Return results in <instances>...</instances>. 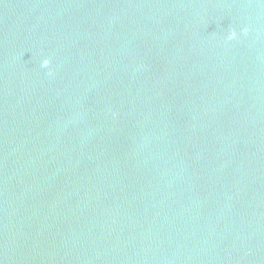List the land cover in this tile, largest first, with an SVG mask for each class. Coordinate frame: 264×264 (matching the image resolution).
<instances>
[{
    "label": "water",
    "instance_id": "obj_1",
    "mask_svg": "<svg viewBox=\"0 0 264 264\" xmlns=\"http://www.w3.org/2000/svg\"><path fill=\"white\" fill-rule=\"evenodd\" d=\"M0 264H264V0H0Z\"/></svg>",
    "mask_w": 264,
    "mask_h": 264
},
{
    "label": "clouds",
    "instance_id": "obj_2",
    "mask_svg": "<svg viewBox=\"0 0 264 264\" xmlns=\"http://www.w3.org/2000/svg\"><path fill=\"white\" fill-rule=\"evenodd\" d=\"M242 31L246 34L247 33V29H242ZM236 37V33L233 31V32H230L229 35H228V39L231 40V39H234ZM50 61L48 59H43L42 62H41V67L43 68H47L48 65H49Z\"/></svg>",
    "mask_w": 264,
    "mask_h": 264
}]
</instances>
